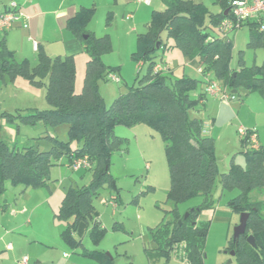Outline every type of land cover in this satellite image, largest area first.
Instances as JSON below:
<instances>
[{
    "label": "rangeland",
    "instance_id": "374dc122",
    "mask_svg": "<svg viewBox=\"0 0 264 264\" xmlns=\"http://www.w3.org/2000/svg\"><path fill=\"white\" fill-rule=\"evenodd\" d=\"M200 1L210 12L220 9L216 0ZM96 6L86 28L94 30L98 36L107 34L109 46L101 52L104 71L114 70L112 73L119 77L116 81L103 73L97 78L99 94L109 107L118 95L126 93L139 79L146 78L149 60L133 57L137 35L146 31L152 11L165 8L166 3L151 0L150 5H145L118 0L116 4L113 0H99ZM128 14H132V18L127 19ZM229 36L232 38L231 67H250L264 62V40L252 39L247 25ZM161 39L163 47L151 57L172 70L165 73L167 81L183 75L194 79L195 86L188 93L192 99L197 98L204 90L206 76L190 64L180 47L173 45L166 31L161 33ZM88 58V53L81 49L73 54L76 93L83 91ZM17 59L21 61V58ZM28 59L32 69L36 57ZM213 76L209 72L208 77ZM215 80L234 98L225 99L221 94L207 93L205 102H198L189 115L211 127L206 134L213 140L218 169L224 172L232 164H246L244 152L247 148L242 143L238 127L254 129L258 145L264 146V79L257 88H247L243 84L231 88L223 86L222 80ZM47 83L48 78L38 75L32 78L17 73L8 81L0 77V138L17 147L46 133L67 138L65 123L46 128L20 123L17 129L2 116L3 112L15 116L25 114L29 108L50 107L45 97ZM113 133L121 138L119 149L110 157L108 171L113 183L110 185L104 181L91 198L99 213L98 221L106 228L103 239L93 244L87 231L81 238L74 234V238L80 240L76 245L62 236L70 219L56 214L67 188L70 185L89 186L93 176L89 170L67 166L65 159L61 158L50 169L48 186L6 180L0 194V264H19L24 255L28 256L30 264H121L128 258L133 264L187 263V241L176 244L171 251L165 250L168 222L173 218L172 209L176 207L180 215L186 216L204 202L203 196L194 195L177 204L168 197L170 172L164 142L146 123L115 124ZM24 136L28 138L25 140ZM238 192L237 188L222 189L217 178L208 199L212 205L192 212L191 222L207 229L201 245L203 264H237L234 255L231 256L226 248L240 213L232 212L226 202ZM249 200L264 201V184L249 191ZM9 243L12 245L10 249L6 247ZM95 251H101L107 259L100 260L93 255Z\"/></svg>",
    "mask_w": 264,
    "mask_h": 264
},
{
    "label": "trees",
    "instance_id": "16d2710c",
    "mask_svg": "<svg viewBox=\"0 0 264 264\" xmlns=\"http://www.w3.org/2000/svg\"><path fill=\"white\" fill-rule=\"evenodd\" d=\"M163 1L165 8L153 10L146 31L137 35V49L133 53L137 59L149 60L146 78L139 79L126 93L118 95L109 107L99 94L97 84V78L103 73L114 72H105L101 60V52L109 46V40L107 34L97 36L85 28L94 8L82 7L67 21V27L81 38L83 50L89 55L81 93L74 89L72 55L49 56L37 45V61L31 69L29 61L17 60L14 51L7 48L4 37L0 38V77L7 74L10 79L20 73L32 78L37 75L48 78L45 97L50 107L29 108L25 114L15 116L3 112L7 123L17 129L20 123L34 126L41 122L45 127L67 124L66 139L46 133L25 146L17 147L0 138V194L6 180L48 186L50 169L61 158L70 165L74 158L87 155L92 164L87 169L93 176L90 185H70L56 215L70 219L62 232L67 241L78 245L80 240H76L74 234L81 238L88 231L91 242L98 244L105 236L106 228L98 221L99 213L91 198L104 181L110 185L113 183L108 171L110 157L114 150L119 149L121 141L113 133V127L115 124L143 122L164 142L170 172L168 197L175 204L194 195L204 198V202L187 216L180 215L176 207L172 209L165 250L171 251L176 244L187 241L186 264H203L201 245L207 229L191 222L192 212L212 205L208 199L218 178L222 189L237 188L239 191L227 200V207L232 212H248L245 232L236 240L231 237L226 250H234L237 264H264V201L249 200V191L264 184V146L253 148L249 145L248 136L241 137L247 148L244 152L245 166L232 164L227 171L220 172L212 138L203 132V123L189 115L198 102L205 100V89L192 99L188 91L195 86V80L183 75L167 81V74L152 71L156 60L151 54L163 47L161 33L166 31L173 45L180 47L189 62L203 75L212 72L213 78L222 80L223 86L231 88L238 84L247 88L259 87L264 79V62L250 67H231L232 38L230 33L220 35L216 27L228 15L232 0H216L220 9L215 13L201 1ZM259 23L256 19L242 23V26H248L250 37L257 41L264 40V30L259 29ZM248 235L253 236L254 246L247 241ZM93 255L102 261L107 259L101 251H95ZM121 264L133 263L128 258Z\"/></svg>",
    "mask_w": 264,
    "mask_h": 264
},
{
    "label": "crops",
    "instance_id": "0c3cea01",
    "mask_svg": "<svg viewBox=\"0 0 264 264\" xmlns=\"http://www.w3.org/2000/svg\"><path fill=\"white\" fill-rule=\"evenodd\" d=\"M14 1H16L18 4L19 10L21 12V18L15 22V25L12 28L6 31H0V38L4 37L7 48L14 51L16 59L21 58V60H23L22 58H25L27 61H29L28 58L30 56L35 55L36 57L37 48H34L33 46L34 41L49 56H57V55L62 56L63 54L64 56L66 55L73 56V54L77 50L80 49L83 50V43L81 41V38L77 36L69 27H67V21L69 18L74 16L75 13L82 7L94 8V13H95L97 9L96 5L99 2V0H14ZM113 1L116 4L118 3V0H113ZM195 1H200V0H195ZM123 2L135 3L136 1L123 0ZM8 3L9 0L8 1L0 0V12H2L5 9ZM150 4H145V5H150ZM109 13L111 14L112 11H109ZM126 18L127 19L132 18V14L126 15ZM86 29L97 35L94 30L88 28ZM171 71L172 70H170L169 68L168 73H170ZM205 76L207 79L209 74H206ZM205 100L203 101V103L205 102ZM206 124L207 123L203 125ZM36 125L46 128L41 122L37 123ZM209 128L208 130H210ZM208 130L206 132H208ZM26 138L28 137L24 136L25 140ZM6 247L10 249L12 248V245L9 243L6 245Z\"/></svg>",
    "mask_w": 264,
    "mask_h": 264
},
{
    "label": "built area",
    "instance_id": "2783aa9c",
    "mask_svg": "<svg viewBox=\"0 0 264 264\" xmlns=\"http://www.w3.org/2000/svg\"><path fill=\"white\" fill-rule=\"evenodd\" d=\"M144 4H150L151 0H135ZM21 18V12L18 4L14 0H10L5 9L0 12V31H6L15 25V22ZM248 19H256L259 21V29L264 30V0H232L228 15L224 17L216 27L217 31L222 36H227L233 30L242 27V23ZM34 48H37V43L33 42ZM154 73L165 74L169 72V68L164 66L160 62H155L152 67ZM108 78L118 81L119 77L115 73H109ZM205 92L213 94H221L225 99L234 98L233 94L227 93L218 82L207 77L205 83ZM209 126L203 125V132L208 130ZM240 137L248 136L249 145L253 148L258 146L256 134L254 129H245L242 126L237 129ZM91 162L87 155L79 156L74 158L69 165L73 169H84L87 170L91 167ZM114 205V202L111 201ZM19 264H30L27 255H24Z\"/></svg>",
    "mask_w": 264,
    "mask_h": 264
},
{
    "label": "water",
    "instance_id": "95a60500",
    "mask_svg": "<svg viewBox=\"0 0 264 264\" xmlns=\"http://www.w3.org/2000/svg\"><path fill=\"white\" fill-rule=\"evenodd\" d=\"M159 47V43L157 44L156 48ZM4 78L6 81L9 80V77L7 76V74L4 75ZM187 216V214H186ZM247 217H248V212H241L240 213V218H239V221L238 223L235 225L234 227V231H233V240H236L239 235L243 234L245 232V229H246V222H247ZM180 222V220L178 221ZM247 241L251 244V245H255V241H254V238L252 235H248L247 236ZM229 254L231 256L234 255V250H229ZM231 261V259L229 260Z\"/></svg>",
    "mask_w": 264,
    "mask_h": 264
}]
</instances>
